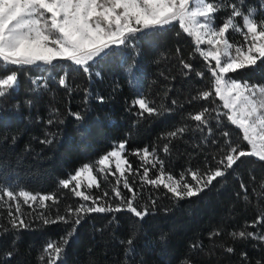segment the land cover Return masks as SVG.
<instances>
[{
	"label": "trees",
	"instance_id": "trees-1",
	"mask_svg": "<svg viewBox=\"0 0 264 264\" xmlns=\"http://www.w3.org/2000/svg\"><path fill=\"white\" fill-rule=\"evenodd\" d=\"M242 3L255 8L257 18L264 12V0H242ZM227 15L225 9L216 13V23L220 24ZM228 35L230 42H241L239 33L230 30ZM196 49L194 37L176 26L171 31L149 33L137 42L135 50L110 53L95 64L91 74L83 73L70 62L19 71V86L0 97V184H11L13 189L27 190L37 196L49 194L58 198L57 204L46 201L47 209L22 204L26 214L65 215L68 206L75 208L89 203L59 182L124 142L125 157L133 170L126 171L125 176L138 194L135 203L157 201L156 207L139 224L135 264H181L184 258L192 264H241V252L247 253L248 264H257L258 260L264 264V246L259 241L241 242L230 236L233 231L245 229L261 231L260 225L255 228L250 225L264 212V189L260 188L264 182V161L256 157L241 158L243 163L237 161L239 167L233 165L225 176L218 177L199 195L176 200L163 186L155 188L141 181L142 161L132 154L144 148L155 151L164 160L165 172L179 179L186 169L203 171L206 162L214 168L213 156L219 158L217 150L223 146L224 139L246 145L241 131L226 120L218 127L217 121L209 118L208 128L202 132L195 127L199 122L189 118V113L195 114L203 107L211 110L222 104L218 98L215 104L210 103L211 98L191 99L210 90L212 78L206 64H214L204 60ZM181 60L191 64L193 70L184 69ZM133 63L136 67L130 80L127 69ZM197 72H203L204 76L196 75ZM65 73L69 88L59 84ZM229 75L240 81L264 84V62ZM140 97L149 101L150 107L160 109V114L141 116L138 105H134ZM73 113H80L82 119L77 120ZM181 126L188 128L182 136L165 139L168 132ZM222 131H228L230 136L223 137ZM46 136L53 143H41ZM214 140L220 143H213ZM166 143L169 154L162 150ZM147 166L149 177L154 178L158 174L156 169ZM111 170L115 175L107 174L105 178V174H98L94 168L100 186L88 188L85 193L100 197L107 191L109 196L104 200L113 204L119 202V198L112 199L113 187H119L122 195L131 196L122 183L116 185L119 173L115 168ZM186 178L191 181L190 176ZM241 182L248 190L247 202L243 199ZM7 212L6 207H0V223L7 224ZM112 215L95 212L84 215L65 249L64 264H120L124 246L119 240L129 235L131 221L137 218L125 211L115 214L117 224H110ZM38 223L33 220V229L21 231L15 243L11 233L0 235V264H38L46 240H58L69 227L56 223L37 228ZM215 230H220L221 235L212 236ZM194 242L202 247L189 254ZM227 246H232L234 252L227 253L224 250ZM13 249L16 251L9 260L5 253Z\"/></svg>",
	"mask_w": 264,
	"mask_h": 264
},
{
	"label": "snow or ice",
	"instance_id": "snow-or-ice-1",
	"mask_svg": "<svg viewBox=\"0 0 264 264\" xmlns=\"http://www.w3.org/2000/svg\"><path fill=\"white\" fill-rule=\"evenodd\" d=\"M222 9L228 10V15L217 24L216 13ZM176 26L188 36L194 37L196 50L204 60L215 62L206 64L212 78L210 90L202 91L191 99L194 101L211 98L210 103L215 104L218 98L222 102L219 108L210 110L209 107H203L195 114L189 113V118L199 122L195 127L202 132L208 128L209 118L215 119L218 127L226 120L241 131V139L246 145L224 139L223 146L217 150L219 158L213 156L216 165L214 168L208 167L206 162L203 171L189 168L180 173L179 179L165 172L164 160L155 151L150 152L148 148H144L132 154L142 161L143 173L140 179L143 183L155 188L163 186L176 200L197 196L218 177L225 176L228 169L237 165V161L243 163L241 158L256 157L264 161V84L240 81L229 75L238 70L254 68L258 62H264V12L257 18V10L246 7L242 0H0V97H4L8 90L15 91L19 86V71L32 66L70 62L83 73L91 74L95 64L110 53L135 50L137 42L149 33L171 31ZM230 30L239 33L242 41L230 42ZM202 44L208 46L206 50L200 49ZM180 63L184 69L193 70L191 64L183 60ZM135 67L133 63L127 69L130 80ZM196 75L203 77L204 73L197 72ZM67 79L68 74L65 73L59 84L69 88ZM99 99L103 101V97ZM172 103L175 104L176 101ZM134 105H138L141 116L144 113L149 116L160 114V109L150 107L149 101L143 97L136 99ZM221 108L226 111H221ZM72 115L77 120L82 119L80 113ZM49 123L52 124L53 121L50 119ZM187 130L186 126L176 128L168 132L165 139L170 141L171 138H178ZM221 135L227 138L230 133L222 131ZM54 136L53 133L52 137ZM40 142L51 144L53 139L46 136ZM213 143L220 142L214 140ZM125 150L126 145L121 142L97 161L81 166L68 179L59 182L63 188L70 189L83 201L92 202L91 205L78 204L75 208L68 206L65 215L59 212L54 215L40 212L35 217L31 212L26 214L22 204L30 208L35 204L38 208L47 209L49 206L45 202L52 201L57 204L58 198L49 194L37 196L27 190L13 189L11 184H0V201L3 202L0 207L8 210L7 224L0 223V235L11 233L15 243L21 231L33 229V220L39 221L35 225L37 228L56 223L68 225L58 240H46L38 257V264H64L65 249L85 214L111 213L113 215L109 223L117 224L115 214L126 211L137 219L131 221L129 235L119 240L124 246V259L120 264H135L133 255L137 252L135 241L140 233L139 224L150 214V209L156 207L157 201L151 199L150 204L135 203L138 194L125 176L126 171H133L131 164L122 156ZM162 150L169 154L167 143ZM111 158H115V171L119 173L116 185L122 183L123 188L131 193V196H125L119 187H113L115 195L112 199L119 198V202L115 204L111 200H104V197L109 196L107 191L103 196L94 197L79 190L85 179L88 188L100 186L93 175L94 168L98 174H105V178L107 174L115 175L107 167ZM124 165H127V169ZM147 165L156 169L158 174L154 178L149 177L150 169ZM137 174L139 175L138 170ZM187 176H190L191 181ZM240 187L245 193L243 199L247 202L248 190L243 182ZM260 188L264 189V182H261ZM256 225L261 226V231L245 229L233 231L230 236L241 242L256 240L264 246V212L250 226L255 228ZM211 235L220 236L221 232L215 230ZM163 239L161 236V240ZM201 247L198 242L192 243L189 254ZM224 250L227 253L234 252L232 246H227ZM15 251L16 249L8 251L5 256L10 260ZM240 256L241 264H248L247 253L241 252ZM181 264H192V261L184 258ZM257 264H261V261L258 260Z\"/></svg>",
	"mask_w": 264,
	"mask_h": 264
},
{
	"label": "rangeland",
	"instance_id": "rangeland-1",
	"mask_svg": "<svg viewBox=\"0 0 264 264\" xmlns=\"http://www.w3.org/2000/svg\"><path fill=\"white\" fill-rule=\"evenodd\" d=\"M241 41H242V38H241ZM199 47H200V49H202V50H206L208 46L202 44V45H200ZM211 62L215 63L214 61H211ZM122 156H123L124 158H126V157H125V152L122 154ZM107 167H109V168H111V169H112V168H115V158H111V159H110L109 165H108ZM124 167L127 169V165H124ZM93 175H94V173H93ZM73 183H75V182H73ZM93 187H94V186H93ZM91 188H92V187H91ZM86 189H88V187H87V180L85 179L84 182H83V184H82V186H81V188H80L79 190L85 192ZM85 194H86V193H85ZM88 203H89L88 205H91V203H92L91 200H89Z\"/></svg>",
	"mask_w": 264,
	"mask_h": 264
}]
</instances>
